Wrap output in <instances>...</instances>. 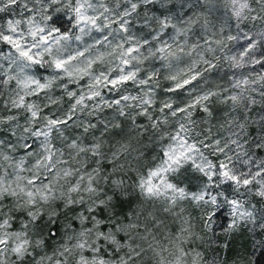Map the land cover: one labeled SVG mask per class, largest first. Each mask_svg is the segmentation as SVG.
Masks as SVG:
<instances>
[{
  "label": "snow or ice",
  "instance_id": "1",
  "mask_svg": "<svg viewBox=\"0 0 264 264\" xmlns=\"http://www.w3.org/2000/svg\"><path fill=\"white\" fill-rule=\"evenodd\" d=\"M244 230L264 0H0V264H243Z\"/></svg>",
  "mask_w": 264,
  "mask_h": 264
},
{
  "label": "rangeland",
  "instance_id": "2",
  "mask_svg": "<svg viewBox=\"0 0 264 264\" xmlns=\"http://www.w3.org/2000/svg\"><path fill=\"white\" fill-rule=\"evenodd\" d=\"M217 3L223 4V0H217ZM127 206L125 205V209ZM256 239L264 238V233L257 231L254 234ZM229 256L234 260H242L243 264H256V254L260 251L253 244V234L247 230L237 233L230 238ZM255 255V257H254ZM259 264H264V261Z\"/></svg>",
  "mask_w": 264,
  "mask_h": 264
},
{
  "label": "trees",
  "instance_id": "3",
  "mask_svg": "<svg viewBox=\"0 0 264 264\" xmlns=\"http://www.w3.org/2000/svg\"><path fill=\"white\" fill-rule=\"evenodd\" d=\"M255 257V255H254ZM261 261H264V250H260L257 254H256V264L261 263Z\"/></svg>",
  "mask_w": 264,
  "mask_h": 264
}]
</instances>
